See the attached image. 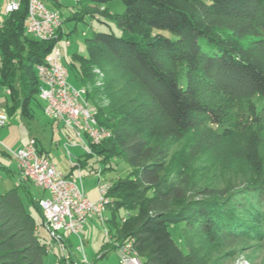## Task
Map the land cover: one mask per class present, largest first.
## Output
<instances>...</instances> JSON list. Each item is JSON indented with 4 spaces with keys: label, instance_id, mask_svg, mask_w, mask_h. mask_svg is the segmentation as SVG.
I'll return each instance as SVG.
<instances>
[{
    "label": "trees",
    "instance_id": "obj_1",
    "mask_svg": "<svg viewBox=\"0 0 264 264\" xmlns=\"http://www.w3.org/2000/svg\"><path fill=\"white\" fill-rule=\"evenodd\" d=\"M110 1L79 0L74 19L110 20L120 35L95 31L85 39V53L71 55L77 81L98 108V124L110 131L107 140L90 144L103 163L100 172L113 171L116 158L129 168L108 182L107 236L116 240L113 250L130 243L142 264H204L199 246L233 247L264 234V107L253 102L264 97V0H119L121 14L109 12ZM25 18L23 3L0 28L8 116L38 97L35 67L55 43L27 35ZM235 108L242 113L232 119ZM234 128L243 133L241 145L230 147L226 163L240 177L236 183L212 189L186 164L166 162L170 148L190 133L213 159ZM34 139L39 155L48 157ZM85 157L78 167L89 164ZM0 172L11 173L2 165ZM18 175L16 185L0 191V264H43L42 196ZM120 209L126 214L118 218ZM58 264L84 263L67 255Z\"/></svg>",
    "mask_w": 264,
    "mask_h": 264
},
{
    "label": "rangeland",
    "instance_id": "obj_2",
    "mask_svg": "<svg viewBox=\"0 0 264 264\" xmlns=\"http://www.w3.org/2000/svg\"><path fill=\"white\" fill-rule=\"evenodd\" d=\"M46 4L49 9L58 10L64 19L62 37L58 42V48L61 50V61L68 71V83L74 88H79L80 84L77 81L76 72L72 67L71 55L73 53L81 55L85 53V39L90 37L93 32H111L119 36L120 30L110 20H103L105 24L89 15L83 16L82 20L74 19V17L78 16L76 12L80 9V5L74 0H58V3L48 1ZM105 7L110 13L121 14L124 11V7L119 0L110 1ZM165 35L169 36L167 33ZM65 40L69 41L70 47L64 46ZM15 88L17 89L16 86ZM253 102L258 109L264 107V97H254ZM11 105L12 100L9 97L7 88L0 84V113L5 114L7 117L5 125L0 128V151L5 152V154H0V165L11 171L10 174L0 172V191L9 189L18 183L17 164L12 158L11 153L17 152L31 137H36L39 140L48 152V159L53 165L65 175L71 173L70 179L79 185L77 170H71V163L64 148L67 144V150L73 162L77 160L82 161L86 158L78 146H73V141L79 143L73 131L46 117L43 113L44 103L36 96L31 100L25 112L21 110L14 116H8L7 114V108L11 107ZM231 113L232 119H237L240 117L237 114L242 112L235 108ZM242 134L240 130L232 129L230 139L214 151V158L211 159L212 154H209L210 152L208 154L200 152V149L204 148L197 146L196 134L190 133L184 140L170 148L166 162L172 166L184 163L189 167L201 185L212 189H223L240 179L228 167L226 160L230 153V147H240ZM96 159V156H90L87 160L89 164H79V167L82 168L81 182L84 193L92 202H95L99 197L97 172L101 174L103 180L109 182L118 177L125 176L129 171L125 163L121 159L116 158L111 162L114 168L113 171L102 174L100 170L103 168V163L97 162ZM32 191L37 198L41 194L40 190L34 186H32ZM27 209L34 216L37 224H39L40 217L37 211L31 207ZM105 209L102 213L103 217H110L109 211L107 208ZM125 214V211L120 209L118 218L125 216ZM106 228L107 225L104 226L103 222H99L97 217H95L92 224L89 225V221L85 224V229L80 231L81 237L84 236V242L82 243L83 253L87 255L90 264H124L120 263L116 255H111L107 259L104 258L102 260L94 259L103 240L105 239L106 241ZM39 232L45 237V241L51 248L44 257L43 264H58V258L63 254L62 247L60 246L64 244L60 246L59 244H54L52 238L44 228H39ZM171 236L178 242L181 250L185 253L186 248L183 243L178 241L176 234L171 232ZM79 244L80 241L76 236L71 238L69 251L77 258L82 256V252L78 249ZM198 249L200 250V256L203 258L204 264H264V234L242 239L233 247L217 243L203 244ZM64 254H67L66 251Z\"/></svg>",
    "mask_w": 264,
    "mask_h": 264
},
{
    "label": "built area",
    "instance_id": "obj_3",
    "mask_svg": "<svg viewBox=\"0 0 264 264\" xmlns=\"http://www.w3.org/2000/svg\"><path fill=\"white\" fill-rule=\"evenodd\" d=\"M58 0H9L3 6L5 14L18 11L26 5L25 33L38 41L51 42L54 46L42 64L35 67L39 82L38 98L44 103L43 113L50 120L70 128L85 156H95L90 144L97 145L110 137V131L98 124V108L89 100L86 87L74 88L68 83V71L61 61V50L58 42L62 37L64 19L58 10L49 9L47 2ZM76 3L79 0H74ZM65 47H70L68 40ZM7 117L0 113V128L5 125ZM64 146L71 167L77 170L79 185L57 169L48 159L39 155L34 138H30L17 152L11 153L22 178L29 180L34 187L47 194L41 197L38 205L43 214V228L50 235L54 244H61L62 234L76 236L78 249L83 253V240L80 237L85 222L93 216L101 220L102 213L109 206L107 197L109 183L98 175L99 197L90 201L82 187L81 169L77 161H71V155ZM107 235V233H106ZM50 251V245H47ZM119 261L124 264H142L131 251L130 243L118 249Z\"/></svg>",
    "mask_w": 264,
    "mask_h": 264
},
{
    "label": "crops",
    "instance_id": "obj_4",
    "mask_svg": "<svg viewBox=\"0 0 264 264\" xmlns=\"http://www.w3.org/2000/svg\"><path fill=\"white\" fill-rule=\"evenodd\" d=\"M9 0H0V28H1V26H2V23H3V21H4V19L8 16V14H5L4 13V10H3V6H4V4H6L7 2H8ZM34 138H36V137H34ZM25 145V144H24ZM40 146H41V148L43 149V151L46 153V154H48V152L45 150V148L42 146V144L40 143ZM41 192V196L42 197H47V194L46 193H44V192H42V191H40ZM107 208V210L109 211V214H110V216H111V209L109 208V207H106ZM106 210V209H105ZM95 217L96 216H93V217H91L90 219H88L86 222H85V224L89 221V225L90 224H92L93 222H94V219H95ZM110 217H103V215H102V217H101V220L100 219H98L99 220V222H103V225L105 226V225H107L106 224V222H107V220L109 219ZM85 224H84V226H83V228H82V230H84L85 229ZM74 236L73 235H70V234H68V233H63L62 234V242H61V244H64L63 246H60L61 244H59V246L60 247H62V252H63V254L61 255V256H71V257H73L74 259H76V260H78V261H80V262H83L84 264H90L89 263V260H88V258H87V255H85L84 253H82V256H80L79 258H77L76 256H74L73 254H71L70 253V251H69V247H70V245H71V238H73ZM80 237H81V235H80ZM84 237V236H83ZM83 237H81V239L83 240V242H84V239H83ZM105 237H107L106 238V241H105V239L103 240V243H102V245H101V247H100V249L98 250V253L96 254V256L94 257V259H96V260H102V259H107L109 256H111V255H116V257H117V259H119V253H118V250H113V248L114 247H116V240H115V238H113L112 236H107L106 235V231H105ZM63 247H64V249H63ZM112 249V250H111ZM65 251H66V255L64 254L65 253Z\"/></svg>",
    "mask_w": 264,
    "mask_h": 264
}]
</instances>
